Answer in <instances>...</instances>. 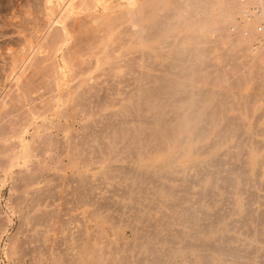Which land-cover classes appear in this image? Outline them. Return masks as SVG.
Listing matches in <instances>:
<instances>
[{
	"label": "rangeland",
	"instance_id": "obj_1",
	"mask_svg": "<svg viewBox=\"0 0 264 264\" xmlns=\"http://www.w3.org/2000/svg\"><path fill=\"white\" fill-rule=\"evenodd\" d=\"M236 6L0 0V264H264Z\"/></svg>",
	"mask_w": 264,
	"mask_h": 264
},
{
	"label": "built area",
	"instance_id": "obj_2",
	"mask_svg": "<svg viewBox=\"0 0 264 264\" xmlns=\"http://www.w3.org/2000/svg\"><path fill=\"white\" fill-rule=\"evenodd\" d=\"M230 32L248 41L253 55L261 58L260 71L264 76V0H236Z\"/></svg>",
	"mask_w": 264,
	"mask_h": 264
}]
</instances>
